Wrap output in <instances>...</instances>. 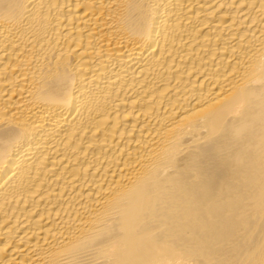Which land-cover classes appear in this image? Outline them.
Wrapping results in <instances>:
<instances>
[{
	"label": "bare ground",
	"instance_id": "1",
	"mask_svg": "<svg viewBox=\"0 0 264 264\" xmlns=\"http://www.w3.org/2000/svg\"><path fill=\"white\" fill-rule=\"evenodd\" d=\"M0 264H264V0H0Z\"/></svg>",
	"mask_w": 264,
	"mask_h": 264
}]
</instances>
